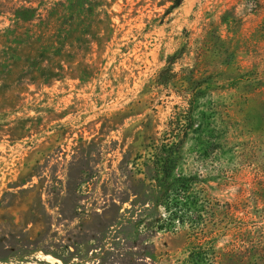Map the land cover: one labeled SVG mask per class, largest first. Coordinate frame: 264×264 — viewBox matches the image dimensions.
<instances>
[{"label":"rangeland","instance_id":"374dc122","mask_svg":"<svg viewBox=\"0 0 264 264\" xmlns=\"http://www.w3.org/2000/svg\"><path fill=\"white\" fill-rule=\"evenodd\" d=\"M201 208L264 264V0H0V264H190Z\"/></svg>","mask_w":264,"mask_h":264},{"label":"trees","instance_id":"16d2710c","mask_svg":"<svg viewBox=\"0 0 264 264\" xmlns=\"http://www.w3.org/2000/svg\"><path fill=\"white\" fill-rule=\"evenodd\" d=\"M13 13L15 16V18H13V21L17 27L16 29L14 28V33H17V29H19V26H21L23 22H33V16L35 15H37V17L40 19L46 18L45 14H43L39 10L36 11L34 6H17L13 8ZM172 57L174 56H171L170 59H172ZM180 115L184 120L178 125V131L172 133L170 137L166 136V142L164 144L166 145L165 154H162L161 156H155L157 161L160 162V168L163 171V176L166 178H168L172 174V170L175 165L174 154L176 150H178L180 144L187 137L189 127L192 123L191 110L189 107L179 112L178 116ZM185 180L186 178L182 177V179L178 183V187H183L186 189ZM186 191L188 190L186 189ZM186 201H189V195H186ZM202 209H204V213L206 212L204 217L203 212L201 211ZM217 210H219V213H222L224 218H229L230 203L225 202L224 205H221V208ZM207 212V209L201 208L200 212L196 214V216L198 218H201V220L199 221V229L194 230L197 231L194 232V236L196 238H201L202 241L197 242L198 244L192 246V251L190 252V264H220L221 258L225 257L228 254V250L217 251L215 249V246L212 244L213 240L216 237L214 234L215 232L212 229L208 228V221L210 220V218L216 221L213 218V216H215L214 213L216 212V208L209 210L210 213Z\"/></svg>","mask_w":264,"mask_h":264},{"label":"bare ground","instance_id":"6f19581e","mask_svg":"<svg viewBox=\"0 0 264 264\" xmlns=\"http://www.w3.org/2000/svg\"><path fill=\"white\" fill-rule=\"evenodd\" d=\"M41 255V258L40 259H43V260H46L50 263H54L55 259L52 255L50 254H40ZM28 264H36V263H33V262H28Z\"/></svg>","mask_w":264,"mask_h":264}]
</instances>
